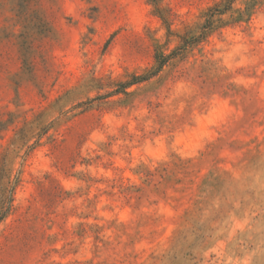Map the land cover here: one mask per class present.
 <instances>
[{
    "label": "rangeland",
    "instance_id": "rangeland-1",
    "mask_svg": "<svg viewBox=\"0 0 264 264\" xmlns=\"http://www.w3.org/2000/svg\"><path fill=\"white\" fill-rule=\"evenodd\" d=\"M223 1L0 0V264H264V0L125 85Z\"/></svg>",
    "mask_w": 264,
    "mask_h": 264
},
{
    "label": "trees",
    "instance_id": "trees-1",
    "mask_svg": "<svg viewBox=\"0 0 264 264\" xmlns=\"http://www.w3.org/2000/svg\"><path fill=\"white\" fill-rule=\"evenodd\" d=\"M229 12H232L233 14L236 13L237 16L235 19L237 21H243L244 19L250 17L251 5L248 4L247 8L243 11L234 10L233 0H225L209 8L203 16L204 22L197 25L195 32H186L184 35L179 37L181 44L174 52H172V54L166 56L164 53L158 50L155 57L156 66L148 71L146 75L132 76V80L125 85L129 87L156 76L162 70V68L167 63H169L170 60L177 57H183L185 53H187L192 47L204 41L210 33L226 24V21L223 17ZM9 187V176L7 175L5 162H3L2 166L0 167V223L7 218L11 211L13 198L9 194Z\"/></svg>",
    "mask_w": 264,
    "mask_h": 264
}]
</instances>
